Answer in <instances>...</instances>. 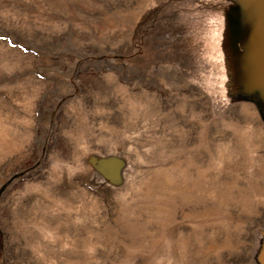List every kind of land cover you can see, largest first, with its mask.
<instances>
[{
    "label": "rangeland",
    "instance_id": "obj_1",
    "mask_svg": "<svg viewBox=\"0 0 264 264\" xmlns=\"http://www.w3.org/2000/svg\"><path fill=\"white\" fill-rule=\"evenodd\" d=\"M253 1L0 0V264H260Z\"/></svg>",
    "mask_w": 264,
    "mask_h": 264
},
{
    "label": "water",
    "instance_id": "obj_2",
    "mask_svg": "<svg viewBox=\"0 0 264 264\" xmlns=\"http://www.w3.org/2000/svg\"><path fill=\"white\" fill-rule=\"evenodd\" d=\"M253 7L256 11L257 17L259 18V22L261 23V26L264 30V0H254L253 1ZM257 39L259 42V45L263 44L264 46V32L263 35H257ZM258 45V48L260 47ZM259 262L260 264H264V247L262 248L260 254H259Z\"/></svg>",
    "mask_w": 264,
    "mask_h": 264
}]
</instances>
